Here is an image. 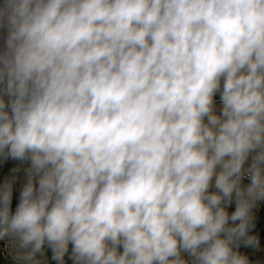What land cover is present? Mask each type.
Wrapping results in <instances>:
<instances>
[{
  "label": "clouds",
  "instance_id": "1",
  "mask_svg": "<svg viewBox=\"0 0 264 264\" xmlns=\"http://www.w3.org/2000/svg\"><path fill=\"white\" fill-rule=\"evenodd\" d=\"M0 159L13 264H251L264 0H0Z\"/></svg>",
  "mask_w": 264,
  "mask_h": 264
},
{
  "label": "crops",
  "instance_id": "2",
  "mask_svg": "<svg viewBox=\"0 0 264 264\" xmlns=\"http://www.w3.org/2000/svg\"><path fill=\"white\" fill-rule=\"evenodd\" d=\"M216 102H217V106H219V100H216ZM26 166H27L26 164L21 165V162L19 161H15L11 159H8V160L0 159V183H3L5 179H8L12 177L13 175H16L18 177L15 183V186H14V190H13V204H12L13 210L15 209L16 204L19 202V192L22 187V184L24 183L23 168ZM16 167H21V172L13 173L12 169ZM244 184H247V183H244ZM69 250H71V245L69 246ZM45 254L47 256L48 264H56V262L51 259L52 252L50 249L46 248ZM0 264H11V263L9 261L0 260ZM65 264H72V261L68 259L67 255L65 256Z\"/></svg>",
  "mask_w": 264,
  "mask_h": 264
},
{
  "label": "trees",
  "instance_id": "3",
  "mask_svg": "<svg viewBox=\"0 0 264 264\" xmlns=\"http://www.w3.org/2000/svg\"><path fill=\"white\" fill-rule=\"evenodd\" d=\"M219 100V93L215 97ZM250 181L249 176H245L243 182L248 183ZM255 227L251 229V234H255L259 237V247L251 248L241 245L239 251L249 257L251 264H264V208L254 214Z\"/></svg>",
  "mask_w": 264,
  "mask_h": 264
},
{
  "label": "built area",
  "instance_id": "4",
  "mask_svg": "<svg viewBox=\"0 0 264 264\" xmlns=\"http://www.w3.org/2000/svg\"><path fill=\"white\" fill-rule=\"evenodd\" d=\"M262 208H264L263 201L258 202L255 209H257L259 212ZM6 244V241L0 240V260L9 261L11 264H13V262L11 261V257L6 250Z\"/></svg>",
  "mask_w": 264,
  "mask_h": 264
},
{
  "label": "rangeland",
  "instance_id": "5",
  "mask_svg": "<svg viewBox=\"0 0 264 264\" xmlns=\"http://www.w3.org/2000/svg\"><path fill=\"white\" fill-rule=\"evenodd\" d=\"M263 206H264V201H263ZM234 210H235V203L233 202V204L229 208V211L231 212V211H234ZM253 211H254V214L258 212L257 209H254Z\"/></svg>",
  "mask_w": 264,
  "mask_h": 264
}]
</instances>
